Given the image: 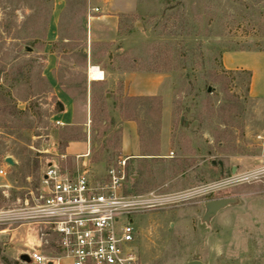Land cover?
Segmentation results:
<instances>
[{"label": "rangeland", "instance_id": "rangeland-1", "mask_svg": "<svg viewBox=\"0 0 264 264\" xmlns=\"http://www.w3.org/2000/svg\"><path fill=\"white\" fill-rule=\"evenodd\" d=\"M92 1L0 0V264H29L3 233L19 223L5 217L53 159L94 181L125 161L126 194L167 201L134 216L138 264L264 263V184L232 182L264 155V105L222 62L264 50V0H133L111 44L90 31ZM89 50L117 75L111 84L89 82ZM56 84L72 94L70 126ZM124 132L137 133L139 156L122 154ZM228 197L239 203L201 224L204 203Z\"/></svg>", "mask_w": 264, "mask_h": 264}, {"label": "built area", "instance_id": "built-area-1", "mask_svg": "<svg viewBox=\"0 0 264 264\" xmlns=\"http://www.w3.org/2000/svg\"><path fill=\"white\" fill-rule=\"evenodd\" d=\"M91 69L100 67H90L89 77ZM125 164L119 161L117 168H110L103 179L94 181L80 170L70 176L59 160L47 161L40 189L26 195L19 209L5 217L7 223L14 220L24 229L27 240L22 255H28L29 264H59L62 259L71 264H138L134 216L167 201L126 194ZM0 176H7V172L1 169ZM232 182L264 184V157ZM43 245H54L58 254L42 253Z\"/></svg>", "mask_w": 264, "mask_h": 264}, {"label": "crops", "instance_id": "crops-1", "mask_svg": "<svg viewBox=\"0 0 264 264\" xmlns=\"http://www.w3.org/2000/svg\"><path fill=\"white\" fill-rule=\"evenodd\" d=\"M134 1L133 0H93L89 7L88 23L90 26V31L100 30L104 31V39L101 42H109L110 44L114 42L113 37L119 30V16L125 13H131L132 8L129 7ZM129 5V6H128ZM97 9V11H96ZM95 14L94 16H92ZM86 63H88V69L92 66H98L97 63L92 62L95 56H92L91 50L87 51ZM96 60V59H95ZM222 62L226 70H245L251 72V78L248 84V95L249 97L256 101L260 105H264V50H239L226 52L223 55ZM95 63V64H94ZM100 67V66H98ZM104 72V78L99 81H94L88 76L89 82H95L100 86H106L108 83L111 84L112 81L117 79V75L112 72L108 67L101 69ZM69 88V87H68ZM56 94L62 97V105L64 107L63 111H60L59 117L61 121L66 125H72L74 122V103L72 101L71 92L67 89L64 90L61 86L56 84L54 86ZM137 90L148 92L149 86H140ZM133 128V127H130ZM122 142V154L128 158L130 156L140 155V142L137 133L135 132H124ZM264 140V136H262ZM82 142V140H72L71 144ZM85 142V141H83ZM136 143V147L133 146ZM86 144V143H85ZM132 146V147H131ZM70 146L67 148V153H69ZM87 149V148H86ZM84 152H78L74 154L77 157L85 155ZM70 154V153H69ZM85 157V156H84ZM264 157V155H263ZM262 157V158H263ZM87 163V159L84 158V164ZM10 229L6 228L3 230L4 234L8 236V244L14 246L18 251V256L20 257L25 249V242L27 237L24 233L23 228L15 229V231L10 232ZM54 244V239H52ZM40 251L46 255H57L58 249L54 245H43ZM59 264H71L67 259H62ZM226 264H264L263 262H233Z\"/></svg>", "mask_w": 264, "mask_h": 264}, {"label": "water", "instance_id": "water-1", "mask_svg": "<svg viewBox=\"0 0 264 264\" xmlns=\"http://www.w3.org/2000/svg\"><path fill=\"white\" fill-rule=\"evenodd\" d=\"M28 51H30V48H27ZM210 92V89H209ZM59 110L63 111L64 107L63 105L59 102L57 103ZM6 163L15 166L16 164L11 158H6ZM218 165L220 166L221 170H224V163L222 161L217 162ZM213 164H216L215 161H213ZM236 168H232V174H235ZM239 203V200L235 197H228V198H220V199H214V200H209L204 203V213L200 219L201 224L205 225L207 228H211L212 222L215 219V217L223 210L237 205ZM20 260L25 262V263H30V258L28 255L23 254L20 256ZM187 264H204L203 262L199 260H194L190 261Z\"/></svg>", "mask_w": 264, "mask_h": 264}, {"label": "bare ground", "instance_id": "bare-ground-1", "mask_svg": "<svg viewBox=\"0 0 264 264\" xmlns=\"http://www.w3.org/2000/svg\"><path fill=\"white\" fill-rule=\"evenodd\" d=\"M104 78V74L102 73V70L98 69H91L90 71V79L94 81H99Z\"/></svg>", "mask_w": 264, "mask_h": 264}, {"label": "trees", "instance_id": "trees-1", "mask_svg": "<svg viewBox=\"0 0 264 264\" xmlns=\"http://www.w3.org/2000/svg\"><path fill=\"white\" fill-rule=\"evenodd\" d=\"M248 50H252V49H248ZM258 51H263V50H258ZM225 71L227 72H233V71H230V70H226ZM241 73L245 74L248 78V84H249V81H250V78H251V72L250 71H245V70H241L240 71ZM15 264H18V262H16Z\"/></svg>", "mask_w": 264, "mask_h": 264}]
</instances>
